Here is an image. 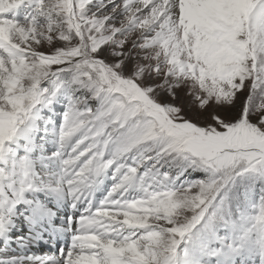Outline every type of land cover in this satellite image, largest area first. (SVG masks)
Instances as JSON below:
<instances>
[{"label": "snow or ice", "instance_id": "6c2138e0", "mask_svg": "<svg viewBox=\"0 0 264 264\" xmlns=\"http://www.w3.org/2000/svg\"><path fill=\"white\" fill-rule=\"evenodd\" d=\"M0 264H264V0H0Z\"/></svg>", "mask_w": 264, "mask_h": 264}]
</instances>
